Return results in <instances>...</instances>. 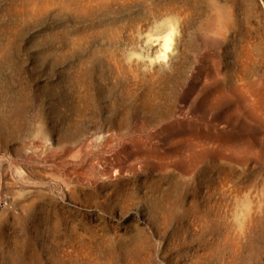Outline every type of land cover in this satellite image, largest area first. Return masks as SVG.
<instances>
[{
	"label": "rangeland",
	"instance_id": "374dc122",
	"mask_svg": "<svg viewBox=\"0 0 264 264\" xmlns=\"http://www.w3.org/2000/svg\"><path fill=\"white\" fill-rule=\"evenodd\" d=\"M0 264H264V0H0Z\"/></svg>",
	"mask_w": 264,
	"mask_h": 264
}]
</instances>
